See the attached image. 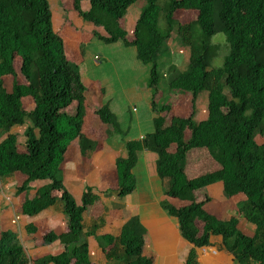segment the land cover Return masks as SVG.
<instances>
[{
    "label": "trees",
    "instance_id": "1",
    "mask_svg": "<svg viewBox=\"0 0 264 264\" xmlns=\"http://www.w3.org/2000/svg\"><path fill=\"white\" fill-rule=\"evenodd\" d=\"M86 1L89 10L80 11V17L102 28L95 35L105 44L121 41L135 48L137 59L150 67L154 96L161 80L158 61L169 55V45L179 42L190 53L187 69L169 88L190 95L192 113L175 115L168 105L159 109L152 101L155 130L143 140L124 143L126 154L114 167L116 194L136 191L139 156L155 153L164 186L162 208L177 220L182 238L192 246L185 264H200L198 250L207 247L232 256L234 264H264V142L258 141L264 136V0H147L132 36L121 20L140 0ZM180 11L197 12V17L180 23ZM220 34L226 55L216 69L221 48L213 39ZM17 61L24 83L16 81ZM9 77L15 78L11 90ZM86 89L80 66L69 61L64 38L54 28L49 0H0V197L2 178L15 176L21 182L14 196L24 195L23 217L35 219L61 208L69 219L66 233L51 231L40 240L33 222L26 225L25 238L0 225V264H155L145 253L146 230L138 216L117 236H101L107 260L93 259L89 238L97 227L85 232L84 222L97 208L90 209L89 202L99 195L88 187L78 203L63 179L72 144L78 143L82 158L99 147L84 134L91 110ZM203 93L208 95V114L198 121L197 101ZM25 98L33 102L29 112ZM93 113L109 127L108 137L126 136L108 103ZM27 118L33 127L21 135L13 132L25 127ZM194 149L205 150L218 169L189 175L185 165ZM35 181L39 185L32 187ZM217 182L228 198L244 195L238 213L226 220L209 213L205 204L210 198L197 193ZM1 206L0 201V212ZM242 220L253 227L251 235L240 230ZM27 238L36 247L59 243L61 251L31 256Z\"/></svg>",
    "mask_w": 264,
    "mask_h": 264
},
{
    "label": "rangeland",
    "instance_id": "2",
    "mask_svg": "<svg viewBox=\"0 0 264 264\" xmlns=\"http://www.w3.org/2000/svg\"><path fill=\"white\" fill-rule=\"evenodd\" d=\"M49 3L53 14L54 28L60 32L65 41L67 58L70 62L80 66L83 80L87 88V101L91 110L88 114L89 116L85 125L88 126L92 119H95L93 109L100 108L101 105L108 103L110 105V109L116 115L121 125V129L127 132L126 136H122V134L111 135L107 140L108 144L122 146L128 141H133L140 136L153 133L155 127L153 122L154 114L151 107L152 101L156 102V105L159 109L165 105H168L171 108L170 113L175 115L187 116L192 113L190 95L175 93L169 88L170 81L187 69V64L190 57L187 47H184L179 42H173L169 45V55L158 61L161 72V80L158 87V93L154 96V91L149 85L150 67L144 65L137 59L135 48L126 47L121 41L115 44H105L95 35L96 32L102 33V28L85 21L82 17H80V11L87 12L89 10L88 1L80 0L79 2H76L75 0H49ZM146 5L147 0H140L121 20V25L123 29L128 32V35L132 36L136 21ZM196 17L197 12L185 13L180 11L177 14V20L180 23H188L193 21ZM195 34L197 36L201 34L199 29L196 27ZM213 43L218 44L221 48L219 56L216 57L213 63L214 68L218 69L223 66L227 44L225 37L222 34L217 35L213 39ZM15 66L17 70L16 81L24 83V80L19 73L20 67L18 61L16 62ZM14 80L15 78L13 77H9L7 79L6 84L10 90L13 86ZM207 101V93L201 94L197 101L198 116H196V119L198 121L207 118V114L205 115V112L207 111ZM23 104L28 112L33 107L31 98H25ZM73 109L74 107L72 106L69 108V111H74ZM99 125V122L96 121L94 127L98 128ZM103 125V129L105 127L107 128L106 125H104L105 127ZM32 127V121L27 118L25 127L15 128L13 132L21 135ZM258 141L260 143L264 142V136L259 138ZM105 148L106 152L110 150L108 147ZM143 152H141V154ZM149 154V172L152 174V176H156L155 161L157 156L152 152ZM138 162L140 163V160H138ZM139 163H137V165H139ZM217 169V164L209 158L205 150L194 149L189 153L188 160L185 165V170L189 175L206 174ZM139 177L142 179L140 175ZM20 182L21 180H18L15 176L2 178L1 185L3 193L0 197V201L2 202L1 213H6V217L4 215L0 217V225L2 228L13 229L11 224V218L13 214L21 215V204H19V199L17 201L15 200L17 197L14 196V191L20 185ZM219 183L220 182L215 183L217 188L215 185L212 188L205 187L201 189L198 192V195L203 198H206L207 196L210 198V201L205 204V208L209 213L214 214L215 216L217 215V217L220 218L236 215L238 213L239 205L244 200V195L238 194L228 198ZM38 185V181L31 183L32 187H37ZM107 186H110L108 187L107 191H99L98 193L96 192L99 195L97 200L91 201V203L89 202L90 209L94 208L95 206H100L101 210L103 211L101 217L97 221V224H102L103 221H107L110 217L109 215L116 205L119 206V202L113 199L110 200L106 197L104 198L103 195L114 192L112 189L113 184L111 182H108ZM137 189L138 190L135 192V196H138V194H140L142 191V189L138 187V182ZM116 191L117 189L115 192ZM4 195L10 196L9 198L13 202L15 213L13 212L14 210L7 212L8 209L5 207V202L3 199ZM81 198L82 197H75V200L78 203H81ZM119 200L124 199L120 198ZM121 208L124 209V207ZM162 211L164 214L168 215V213L163 208ZM125 214L132 215L133 211L125 210ZM63 215L65 216V219L62 215H55L51 217L52 222L53 218L59 220V223L62 225L61 231H63L64 226L66 227V225H68L69 221L67 215L64 213ZM45 220V216L41 217V219L37 221L35 220L36 225L39 228L38 236L41 239L44 235H46ZM20 223L24 224V220L21 219ZM87 224L90 226L89 222ZM145 230L146 237H150L149 230L146 228ZM240 230L248 235L253 233V227L245 220H242ZM24 232L25 230H23V233ZM25 235L26 234L24 233V237ZM94 238L95 239H92L91 241L93 244L94 242L98 244L96 245V248H98V246H106L101 237L95 236ZM25 246L31 256L46 254V249H43V247H36L35 243H29L28 238ZM52 248L55 249L56 247ZM54 249H49L48 252L52 251L54 253H58L60 250V248H57L56 250Z\"/></svg>",
    "mask_w": 264,
    "mask_h": 264
},
{
    "label": "crops",
    "instance_id": "3",
    "mask_svg": "<svg viewBox=\"0 0 264 264\" xmlns=\"http://www.w3.org/2000/svg\"><path fill=\"white\" fill-rule=\"evenodd\" d=\"M207 106H208V101H207ZM206 114H208L207 111L205 112V115ZM88 116L86 117L85 124ZM180 116H184V115H180ZM197 116H198V112H197ZM96 121H98L100 124L98 128L94 127ZM153 121H154V115H153ZM102 125L103 123L100 122V120L96 115H95V119L93 118L88 126L84 125L85 136L91 141L99 144L98 150L93 153H88L86 158H82L78 143L76 142L72 144V146L68 151V159L63 175L65 186L68 189V191L73 195L74 198L82 197L84 191L88 187L92 188L95 192L98 193L99 191L105 192L108 190V187H110L107 186L108 182H111L113 184L112 189L114 190V192L111 194L108 193L107 195H103L104 198L106 197L109 198L110 200L113 199L119 202V206L116 205V207L109 215L110 216L109 219L105 222L103 221L102 224H97L98 221L97 218H99L101 214V210L99 207L97 208L95 207L96 209L94 210V212H92V215L85 216V222H84L85 232H90V231L93 232L94 229H96L97 227V229L94 231V235L89 238L94 261L105 262L107 259L102 248L99 246L98 248H96V245L98 244L96 242H94L93 244L91 240L92 239L94 240L95 236L101 237L106 234L117 236L121 232V229L123 228L125 223L130 218L134 216H138L143 226L147 230H149L150 237H146L145 253L149 256L154 257L155 264H185L188 253L191 250L192 246L182 238L177 220L171 216L164 214V212L162 211L161 202L164 199L163 198L164 186L162 181L158 177L157 173L156 176H152V174H150L149 172L148 157H150L149 156L150 152L145 151L139 156L140 163L138 162L139 165H137V167L134 170V175L137 178L138 187L142 189L141 193L138 194V196H135V192L138 190L136 189L134 193L125 196L124 198L118 196L115 192V190L117 189L115 173H114L115 161L120 157H124L126 154V150L124 144L122 146H117L116 144L113 145L108 144L107 140L109 139V137L107 136V132L109 131V127L107 126L106 128L103 125L105 127L103 129ZM145 136H140L135 140H141ZM105 147L110 148V150L106 152ZM155 165H156V161H155ZM155 172H156V168H155ZM138 174L141 176L142 179H140ZM219 184L223 189L222 183ZM215 185L216 184H213L208 187L212 188ZM215 187L217 188V185ZM9 197L10 196H6V195H4L3 197L5 202V207H7V209L9 210V211L7 210V212H11V210H14L13 212L15 213L13 202ZM23 198L24 195L16 198L15 200L17 201L19 199V204H21ZM120 198L124 200H119ZM121 207H124V209L128 211L132 210L133 214L126 215L125 210L122 209ZM3 215L6 217V213L3 214L0 212V217ZM55 215H62L63 218L65 219V216L61 211V208H52L35 219L23 217L22 215L13 214L11 218V224L13 227L12 230L14 231L19 230L20 236L25 238L26 235L24 237V233L26 234V225L28 223L33 222L37 227L35 220L37 221L41 219V217L45 216L46 234H48L51 231L55 232L58 235L62 233H66L68 231V225H66V227L64 226L63 231H61L62 225L61 223H59V220L53 218V222H52L51 217ZM229 218L230 217H225L221 219L226 220ZM21 219L24 220V224L20 223ZM88 222L90 223V226L87 224ZM37 229L39 232L38 227ZM23 230H25L24 233ZM38 232L36 237L40 240L41 238L38 236L39 234ZM52 247H56V248L54 249ZM57 248H60V250L58 249L59 250L58 253H59L61 251V246L59 243L54 244L50 248L43 247V249H46V253H52V254H57V253H54L52 251L48 252V250L49 249L56 250ZM198 259L200 264H234V259L232 256L219 252L215 247H207V248L199 249Z\"/></svg>",
    "mask_w": 264,
    "mask_h": 264
},
{
    "label": "built area",
    "instance_id": "4",
    "mask_svg": "<svg viewBox=\"0 0 264 264\" xmlns=\"http://www.w3.org/2000/svg\"><path fill=\"white\" fill-rule=\"evenodd\" d=\"M144 138H142L141 140H143ZM9 200V199H8ZM19 234H20V231L18 230Z\"/></svg>",
    "mask_w": 264,
    "mask_h": 264
}]
</instances>
